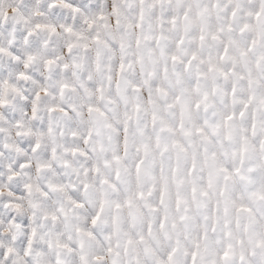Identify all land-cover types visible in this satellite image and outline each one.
Returning <instances> with one entry per match:
<instances>
[{
	"label": "snow or ice",
	"instance_id": "snow-or-ice-1",
	"mask_svg": "<svg viewBox=\"0 0 264 264\" xmlns=\"http://www.w3.org/2000/svg\"><path fill=\"white\" fill-rule=\"evenodd\" d=\"M0 264H264V0H0Z\"/></svg>",
	"mask_w": 264,
	"mask_h": 264
}]
</instances>
